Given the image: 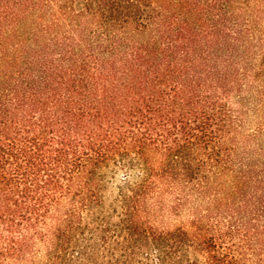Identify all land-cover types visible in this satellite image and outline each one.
I'll list each match as a JSON object with an SVG mask.
<instances>
[{"label": "trees", "instance_id": "1", "mask_svg": "<svg viewBox=\"0 0 264 264\" xmlns=\"http://www.w3.org/2000/svg\"><path fill=\"white\" fill-rule=\"evenodd\" d=\"M0 264H264V0H0Z\"/></svg>", "mask_w": 264, "mask_h": 264}]
</instances>
